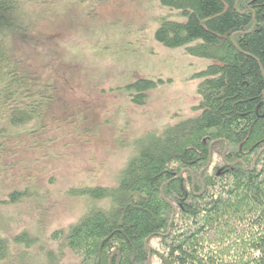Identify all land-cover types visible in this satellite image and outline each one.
<instances>
[{
    "label": "trees",
    "instance_id": "16d2710c",
    "mask_svg": "<svg viewBox=\"0 0 264 264\" xmlns=\"http://www.w3.org/2000/svg\"><path fill=\"white\" fill-rule=\"evenodd\" d=\"M111 1L0 0V174L27 152L61 158L88 121L86 108L76 115L82 104L66 79L32 65L36 30L62 15L88 16ZM159 4L167 14L156 20V42L211 61L199 75V113L148 132L150 143L137 141L113 186L66 189L85 208L52 234L61 239L59 258L69 264H264V0ZM129 88L143 104L156 83L137 80ZM34 183L0 202L33 201L42 211L49 191ZM36 242L25 230L12 240L0 232V264L12 263L11 246L21 245L22 257ZM39 252L42 262L53 258Z\"/></svg>",
    "mask_w": 264,
    "mask_h": 264
},
{
    "label": "rangeland",
    "instance_id": "374dc122",
    "mask_svg": "<svg viewBox=\"0 0 264 264\" xmlns=\"http://www.w3.org/2000/svg\"><path fill=\"white\" fill-rule=\"evenodd\" d=\"M166 14L159 0H114L88 16L66 14L40 23L31 63L66 79L73 99L82 104L76 115L84 107L88 121L61 158L27 152L14 161L21 163L0 174V201H10L16 188L34 180L38 182L34 186L49 191L42 211L35 209L33 201L0 202L1 234L12 240L25 230L37 239L28 249L31 254L22 257L17 254L24 252L22 246H11L10 264H69L59 258L61 239L52 234L74 222L85 206L82 200L67 197L66 189L87 182L113 186L137 141L150 143L153 136L148 132L158 133L165 125L198 115L194 107L199 105V75L211 61L156 42V20ZM137 80L156 83L143 104L138 92L129 88ZM70 127L73 130L74 124ZM88 129L91 134L84 139ZM43 250L53 256L49 263L45 257L41 260Z\"/></svg>",
    "mask_w": 264,
    "mask_h": 264
}]
</instances>
